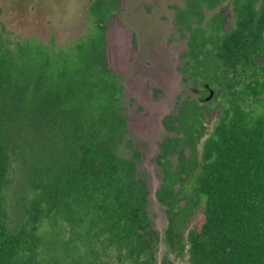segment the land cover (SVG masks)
Returning <instances> with one entry per match:
<instances>
[{
    "label": "trees",
    "instance_id": "obj_1",
    "mask_svg": "<svg viewBox=\"0 0 264 264\" xmlns=\"http://www.w3.org/2000/svg\"><path fill=\"white\" fill-rule=\"evenodd\" d=\"M101 37L72 45L95 68L81 100L73 70L52 66L62 48L0 33V264H159L160 242V264H264V67L230 84L211 130L181 119L192 153L175 169V139L163 143L161 234L146 180L118 152L121 49Z\"/></svg>",
    "mask_w": 264,
    "mask_h": 264
},
{
    "label": "flooded vegetation",
    "instance_id": "obj_2",
    "mask_svg": "<svg viewBox=\"0 0 264 264\" xmlns=\"http://www.w3.org/2000/svg\"><path fill=\"white\" fill-rule=\"evenodd\" d=\"M88 1L89 24L72 45L102 20L119 44L120 54L115 58V80L120 89L117 105L126 128L118 152L119 148L131 145L128 110L135 104V98L122 99L121 80L126 73L132 69L130 85L151 88L154 97L165 95L167 86L178 87L173 110L162 118L167 133L159 141L154 158L162 183L160 161L165 140L175 139L172 150L165 156L171 168L175 169L178 160L188 159L192 153L185 134L188 129L181 119L196 117L204 130H211L221 116L226 101L224 93L229 91L230 84L242 85L247 79L246 71L251 69L261 76L264 0ZM56 33L54 30L53 35ZM137 108L142 110V106Z\"/></svg>",
    "mask_w": 264,
    "mask_h": 264
},
{
    "label": "rangeland",
    "instance_id": "obj_3",
    "mask_svg": "<svg viewBox=\"0 0 264 264\" xmlns=\"http://www.w3.org/2000/svg\"><path fill=\"white\" fill-rule=\"evenodd\" d=\"M88 3V0H0V33L9 41L36 38L54 49L62 48L63 55L53 56L52 66L65 64L68 70H73L75 77L79 78L77 99L81 100H85L89 89L94 86L91 78L95 76V68L90 61H87L86 55H83L86 51L79 54L77 47H73L72 43L87 29ZM54 30L57 31L56 35H53ZM102 33L106 35L105 39L109 43L114 42L111 28L102 32L94 24L77 42L90 43L103 40ZM131 73L132 69L121 80L122 99L128 101L131 97L135 98V104L128 110L131 145L119 148V153L133 158V150L140 152L139 156L133 158L137 174L147 182L149 191L147 210L152 226L162 234L167 218L165 207L155 197V191L161 184V173L154 158L159 149V141L167 133L162 125V118L173 110L178 87L175 84L167 86L163 92L165 95L154 97L151 88L145 89L142 84L137 88L130 85ZM96 82L95 79V84ZM97 96L95 95L93 100H98ZM137 106L140 108L142 106V110ZM164 250V244L160 242L156 252L159 264ZM170 264H187V262L185 258H172Z\"/></svg>",
    "mask_w": 264,
    "mask_h": 264
}]
</instances>
